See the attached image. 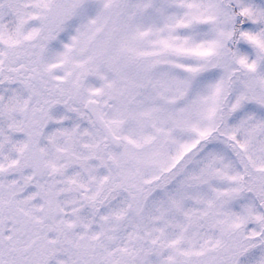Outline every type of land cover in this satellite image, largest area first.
Masks as SVG:
<instances>
[{
	"label": "snow or ice",
	"instance_id": "1",
	"mask_svg": "<svg viewBox=\"0 0 264 264\" xmlns=\"http://www.w3.org/2000/svg\"><path fill=\"white\" fill-rule=\"evenodd\" d=\"M0 264H264V0H0Z\"/></svg>",
	"mask_w": 264,
	"mask_h": 264
}]
</instances>
